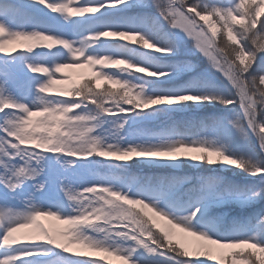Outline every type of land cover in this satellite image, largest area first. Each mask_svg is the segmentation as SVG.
<instances>
[{"label":"snow or ice","instance_id":"6c2138e0","mask_svg":"<svg viewBox=\"0 0 264 264\" xmlns=\"http://www.w3.org/2000/svg\"><path fill=\"white\" fill-rule=\"evenodd\" d=\"M93 252L264 264V0H0V264Z\"/></svg>","mask_w":264,"mask_h":264},{"label":"rangeland","instance_id":"374dc122","mask_svg":"<svg viewBox=\"0 0 264 264\" xmlns=\"http://www.w3.org/2000/svg\"><path fill=\"white\" fill-rule=\"evenodd\" d=\"M25 46L24 41H15L6 46L7 51L13 52L16 49H22ZM198 62V61H197ZM95 75V70L90 66H81V67H71L64 68L61 70V73L57 76V83L54 86V94L59 89H67L72 87L74 84H79L81 81L89 79ZM101 83H105L101 81ZM113 87H119L118 85H112ZM40 222L52 233V234H60L66 228L67 225L63 223L61 220H57L55 217H41ZM24 233H33L34 230L31 228L22 229L20 233L17 235H21ZM190 240L194 241V238H190ZM91 251V250H88ZM92 255L94 257L106 256L107 260H110L112 264H122L115 256H108L106 253L93 252ZM195 259V257H192ZM107 264V261L105 262Z\"/></svg>","mask_w":264,"mask_h":264}]
</instances>
